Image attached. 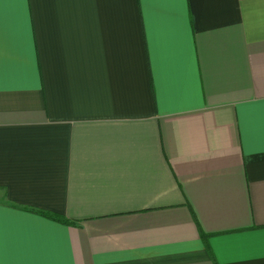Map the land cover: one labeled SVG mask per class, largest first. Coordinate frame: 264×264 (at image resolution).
<instances>
[{"label": "crops", "instance_id": "obj_1", "mask_svg": "<svg viewBox=\"0 0 264 264\" xmlns=\"http://www.w3.org/2000/svg\"><path fill=\"white\" fill-rule=\"evenodd\" d=\"M0 226L4 264H264V0H0Z\"/></svg>", "mask_w": 264, "mask_h": 264}, {"label": "trees", "instance_id": "obj_2", "mask_svg": "<svg viewBox=\"0 0 264 264\" xmlns=\"http://www.w3.org/2000/svg\"><path fill=\"white\" fill-rule=\"evenodd\" d=\"M32 211H34L35 213H39L46 218H49L51 220H54V221H57L60 223H65V224H74L75 223V221L67 219L65 216H61L59 214L48 213V212H43V211H35V210H32Z\"/></svg>", "mask_w": 264, "mask_h": 264}, {"label": "snow or ice", "instance_id": "obj_3", "mask_svg": "<svg viewBox=\"0 0 264 264\" xmlns=\"http://www.w3.org/2000/svg\"><path fill=\"white\" fill-rule=\"evenodd\" d=\"M0 254H2V226H0ZM0 264H4V262L0 260Z\"/></svg>", "mask_w": 264, "mask_h": 264}]
</instances>
